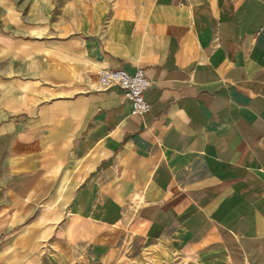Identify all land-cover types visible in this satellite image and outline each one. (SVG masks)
Wrapping results in <instances>:
<instances>
[{
  "label": "crops",
  "instance_id": "1",
  "mask_svg": "<svg viewBox=\"0 0 264 264\" xmlns=\"http://www.w3.org/2000/svg\"><path fill=\"white\" fill-rule=\"evenodd\" d=\"M92 1L43 37L0 19V264H264V0Z\"/></svg>",
  "mask_w": 264,
  "mask_h": 264
},
{
  "label": "rangeland",
  "instance_id": "2",
  "mask_svg": "<svg viewBox=\"0 0 264 264\" xmlns=\"http://www.w3.org/2000/svg\"><path fill=\"white\" fill-rule=\"evenodd\" d=\"M94 7L92 0H0V19L9 32L37 38L46 35L50 27H72L80 15ZM140 264L184 263L166 250H155Z\"/></svg>",
  "mask_w": 264,
  "mask_h": 264
},
{
  "label": "built area",
  "instance_id": "3",
  "mask_svg": "<svg viewBox=\"0 0 264 264\" xmlns=\"http://www.w3.org/2000/svg\"><path fill=\"white\" fill-rule=\"evenodd\" d=\"M151 82L141 69L130 74L125 70L104 68L98 74V89L107 91L118 87L124 96L131 102L132 114L144 116L151 110V105L145 99V93L150 88Z\"/></svg>",
  "mask_w": 264,
  "mask_h": 264
}]
</instances>
